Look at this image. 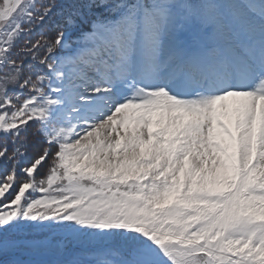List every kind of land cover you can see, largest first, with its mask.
I'll return each instance as SVG.
<instances>
[{"label": "snow or ice", "instance_id": "snow-or-ice-1", "mask_svg": "<svg viewBox=\"0 0 264 264\" xmlns=\"http://www.w3.org/2000/svg\"><path fill=\"white\" fill-rule=\"evenodd\" d=\"M0 264H264V0H0Z\"/></svg>", "mask_w": 264, "mask_h": 264}, {"label": "trees", "instance_id": "trees-1", "mask_svg": "<svg viewBox=\"0 0 264 264\" xmlns=\"http://www.w3.org/2000/svg\"><path fill=\"white\" fill-rule=\"evenodd\" d=\"M37 151L39 150V148L36 149Z\"/></svg>", "mask_w": 264, "mask_h": 264}]
</instances>
